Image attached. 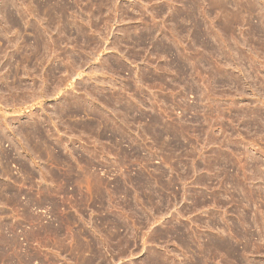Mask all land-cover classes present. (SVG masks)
Returning a JSON list of instances; mask_svg holds the SVG:
<instances>
[{
    "label": "rangeland",
    "instance_id": "374dc122",
    "mask_svg": "<svg viewBox=\"0 0 264 264\" xmlns=\"http://www.w3.org/2000/svg\"><path fill=\"white\" fill-rule=\"evenodd\" d=\"M0 264H264V0H0Z\"/></svg>",
    "mask_w": 264,
    "mask_h": 264
}]
</instances>
